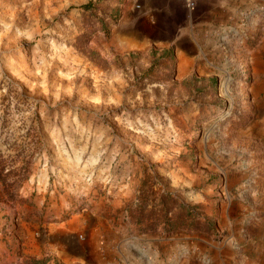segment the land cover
Segmentation results:
<instances>
[{
	"label": "rangeland",
	"instance_id": "374dc122",
	"mask_svg": "<svg viewBox=\"0 0 264 264\" xmlns=\"http://www.w3.org/2000/svg\"><path fill=\"white\" fill-rule=\"evenodd\" d=\"M174 1L0 0V264H264V28Z\"/></svg>",
	"mask_w": 264,
	"mask_h": 264
},
{
	"label": "crops",
	"instance_id": "0c3cea01",
	"mask_svg": "<svg viewBox=\"0 0 264 264\" xmlns=\"http://www.w3.org/2000/svg\"><path fill=\"white\" fill-rule=\"evenodd\" d=\"M181 1L184 4V1ZM174 2L180 3L177 0ZM175 4L172 3L165 8L163 18L165 26L175 19L173 15ZM184 6L186 7L185 4ZM144 19V29H153L158 22L157 18L153 17ZM181 21L183 32L198 36L200 42L220 43L222 37L228 38L230 33L238 30L244 22H251L254 26L261 21L264 28V0H199L194 9L186 7L182 11Z\"/></svg>",
	"mask_w": 264,
	"mask_h": 264
},
{
	"label": "built area",
	"instance_id": "2783aa9c",
	"mask_svg": "<svg viewBox=\"0 0 264 264\" xmlns=\"http://www.w3.org/2000/svg\"><path fill=\"white\" fill-rule=\"evenodd\" d=\"M183 1L186 7L189 9H194L199 2V0H183Z\"/></svg>",
	"mask_w": 264,
	"mask_h": 264
}]
</instances>
